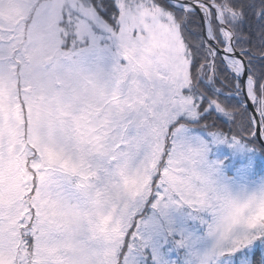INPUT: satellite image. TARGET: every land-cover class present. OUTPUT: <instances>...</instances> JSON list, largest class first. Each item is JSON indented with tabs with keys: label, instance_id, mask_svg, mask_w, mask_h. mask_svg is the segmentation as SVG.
<instances>
[{
	"label": "snow or ice",
	"instance_id": "snow-or-ice-1",
	"mask_svg": "<svg viewBox=\"0 0 264 264\" xmlns=\"http://www.w3.org/2000/svg\"><path fill=\"white\" fill-rule=\"evenodd\" d=\"M0 264H264V0H0Z\"/></svg>",
	"mask_w": 264,
	"mask_h": 264
},
{
	"label": "rangeland",
	"instance_id": "rangeland-1",
	"mask_svg": "<svg viewBox=\"0 0 264 264\" xmlns=\"http://www.w3.org/2000/svg\"><path fill=\"white\" fill-rule=\"evenodd\" d=\"M227 163V162H226ZM228 167L230 169H233V171L235 170L236 167H239V162H238V158L237 157H233L232 158V162L228 164ZM233 172H229V175H232Z\"/></svg>",
	"mask_w": 264,
	"mask_h": 264
}]
</instances>
